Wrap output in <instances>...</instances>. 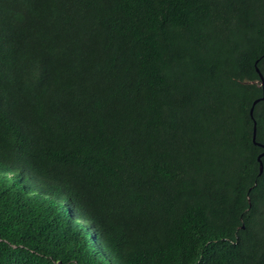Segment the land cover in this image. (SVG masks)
Returning <instances> with one entry per match:
<instances>
[{"label": "trees", "instance_id": "trees-1", "mask_svg": "<svg viewBox=\"0 0 264 264\" xmlns=\"http://www.w3.org/2000/svg\"><path fill=\"white\" fill-rule=\"evenodd\" d=\"M260 73L264 0H0V264H264Z\"/></svg>", "mask_w": 264, "mask_h": 264}, {"label": "water", "instance_id": "water-1", "mask_svg": "<svg viewBox=\"0 0 264 264\" xmlns=\"http://www.w3.org/2000/svg\"><path fill=\"white\" fill-rule=\"evenodd\" d=\"M259 71V70H258ZM260 77H261V82H262V86H263V89H264V76L262 75V73H260ZM264 99V95H263V98ZM258 100H256L254 103H253V106H252V109H251V113H253L254 111V105L257 103ZM264 156V153H262L261 155H259V160H260V171L262 173L263 171V162L261 161V158Z\"/></svg>", "mask_w": 264, "mask_h": 264}]
</instances>
